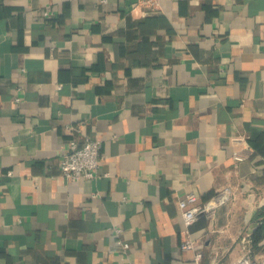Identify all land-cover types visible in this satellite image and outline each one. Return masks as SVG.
<instances>
[{
    "label": "crops",
    "instance_id": "crops-1",
    "mask_svg": "<svg viewBox=\"0 0 264 264\" xmlns=\"http://www.w3.org/2000/svg\"><path fill=\"white\" fill-rule=\"evenodd\" d=\"M225 187L196 262L179 202ZM261 219L264 0H0V264H232Z\"/></svg>",
    "mask_w": 264,
    "mask_h": 264
},
{
    "label": "built area",
    "instance_id": "built-area-1",
    "mask_svg": "<svg viewBox=\"0 0 264 264\" xmlns=\"http://www.w3.org/2000/svg\"><path fill=\"white\" fill-rule=\"evenodd\" d=\"M145 3L155 5L157 0H144ZM19 101L20 98L18 97ZM71 127V132L74 130ZM101 146L102 142L98 138H87L84 142H80L78 138H72L66 141V148L61 154L60 167L63 175L71 180H93L97 177L98 170L101 167ZM232 196V189L225 187L221 192L217 193L209 200L200 202L195 193H188L186 197L179 202V207L184 220V230L182 232L183 241L182 250L195 251V261L199 262L202 258V252L199 245L191 237L190 227L196 221L203 217H209L216 209L229 202ZM119 232V231H117ZM251 233L246 234L242 239L244 243V254L236 259L232 264H264V245L260 252L253 253L251 251ZM124 251L129 249V243L119 241ZM126 264H134L128 261Z\"/></svg>",
    "mask_w": 264,
    "mask_h": 264
},
{
    "label": "trees",
    "instance_id": "trees-1",
    "mask_svg": "<svg viewBox=\"0 0 264 264\" xmlns=\"http://www.w3.org/2000/svg\"><path fill=\"white\" fill-rule=\"evenodd\" d=\"M264 245V219L260 220L257 228L252 232V250L257 251Z\"/></svg>",
    "mask_w": 264,
    "mask_h": 264
},
{
    "label": "rangeland",
    "instance_id": "rangeland-1",
    "mask_svg": "<svg viewBox=\"0 0 264 264\" xmlns=\"http://www.w3.org/2000/svg\"><path fill=\"white\" fill-rule=\"evenodd\" d=\"M249 233H251V232H249ZM248 234V233H247ZM251 237H252V233H251Z\"/></svg>",
    "mask_w": 264,
    "mask_h": 264
}]
</instances>
